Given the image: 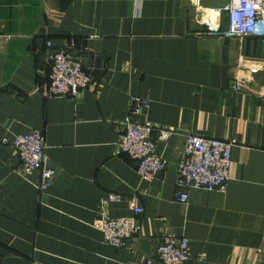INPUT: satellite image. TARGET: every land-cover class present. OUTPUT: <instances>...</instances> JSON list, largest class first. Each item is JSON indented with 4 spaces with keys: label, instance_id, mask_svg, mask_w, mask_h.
I'll list each match as a JSON object with an SVG mask.
<instances>
[{
    "label": "crops",
    "instance_id": "obj_1",
    "mask_svg": "<svg viewBox=\"0 0 264 264\" xmlns=\"http://www.w3.org/2000/svg\"><path fill=\"white\" fill-rule=\"evenodd\" d=\"M229 3L0 0V264H143L171 234L189 240L187 264H264V38L223 35ZM47 41L73 42L92 76L78 99L49 94ZM132 96L149 101L141 121L169 161L150 181L117 150ZM160 129L173 135L159 141ZM31 131L45 136V167L56 171L45 190L40 173L19 176L5 142ZM191 134L233 141V166L225 193L192 188L181 205ZM102 216L135 217L142 232L116 249L103 242Z\"/></svg>",
    "mask_w": 264,
    "mask_h": 264
},
{
    "label": "built area",
    "instance_id": "obj_2",
    "mask_svg": "<svg viewBox=\"0 0 264 264\" xmlns=\"http://www.w3.org/2000/svg\"><path fill=\"white\" fill-rule=\"evenodd\" d=\"M140 1V0H137ZM228 13V26L223 35L229 37L264 38V0H230L225 7ZM73 42L69 47H73ZM52 70L49 76L50 94L58 97L78 99L93 84L92 76L84 69L83 63L71 54L69 47L55 48L47 42ZM255 72L256 70L253 69ZM240 91V85L233 86ZM149 101L141 97H131L129 114L124 121V132L119 140L118 153H124L137 162L136 171L143 180H152L165 172L169 161L156 153L157 142L153 138V126L140 119ZM173 135V130H161L159 141ZM19 160L17 173L25 181H30L38 172L40 190L47 189L53 182L56 171L44 166L46 141L42 133L32 131L7 139ZM233 141L206 137L198 134L186 138L181 162L178 167L175 200L185 204L189 200V188H203L226 192L231 179L233 166ZM113 201L121 197L112 195ZM136 214L143 212L134 207ZM104 243L124 249L129 239L141 232V224L135 218L114 219L104 217L97 222ZM157 259L144 264H186L191 259L188 239L167 235L158 247Z\"/></svg>",
    "mask_w": 264,
    "mask_h": 264
},
{
    "label": "rangeland",
    "instance_id": "obj_3",
    "mask_svg": "<svg viewBox=\"0 0 264 264\" xmlns=\"http://www.w3.org/2000/svg\"><path fill=\"white\" fill-rule=\"evenodd\" d=\"M48 42V41H47ZM54 46V45H53ZM47 49H48V47H47ZM48 51H49V49H48ZM50 53V52H49ZM50 66H51V62H50ZM50 69L52 70V66L50 67ZM84 69H85V67H84ZM88 72V71H87ZM50 73H51V71H50ZM89 73V72H88ZM90 74V73H89ZM49 76H50V74H49ZM93 79V78H92ZM92 86V85H91ZM235 90V89H234ZM235 91H238V90H235ZM241 91V90H240ZM49 94H50V90H49ZM50 95H52V94H50ZM52 96H54V95H52ZM130 101H131V99H130ZM131 107V106H130ZM130 110V109H129ZM129 114V113H128ZM126 120V119H125ZM141 120V119H140ZM143 122V121H142ZM143 123H147V122H143ZM150 124V123H149ZM153 126V129L155 130V127H154V125H152ZM161 130H171V129H160V131ZM160 131H159V134H160ZM32 132V131H31ZM39 132V131H38ZM124 132V131H123ZM41 133V132H40ZM153 133H154V131H153ZM26 134H28V133H26ZM21 135H24V134H21ZM191 135H193V134H191ZM18 136V135H17ZM44 136V135H43ZM44 138H45V136H44ZM7 140V139H6ZM10 140H12V139H10ZM46 140V139H45ZM7 143V142H6ZM135 161V160H134ZM44 166H45V164H44ZM47 168V167H46ZM50 169V168H49ZM37 173H40V175H41V172L40 171H38ZM56 177V176H55ZM55 179V178H54ZM176 188H177V183H176ZM190 189H192V188H189L188 190H187V192L189 193V190ZM198 189H203V188H198ZM206 190V189H205ZM175 192H176V190H175ZM219 192H221V191H219ZM223 193H225V192H223ZM112 196V195H111ZM189 198H190V194H189ZM174 199H175V193H174ZM110 201H113L112 200V198L110 197ZM176 201V200H175ZM114 202H118V201H114ZM177 202V201H176ZM188 202H189V200H188ZM187 202V203H188ZM177 203H179V202H177ZM187 203H185V204H182V203H179V204H181V205H186ZM137 208H140V207H137ZM140 209H142V208H140ZM143 210V209H142ZM134 213H135V211H134ZM143 213H144V210H143V212L142 213H140V214H136L135 213V215L137 216V215H143ZM103 218V216L102 217H100L98 220H97V222L100 220V219H102ZM111 218V217H110ZM132 218V217H131ZM135 218V217H134ZM114 219H127V218H114ZM136 221H137V219H135ZM138 222V221H137ZM139 223V222H138ZM97 224V223H96ZM140 224V223H139ZM142 226V225H141ZM98 227V226H97ZM99 229V228H98ZM100 230V229H99ZM141 232H142V228H141ZM141 232H139L136 236H134V237H132L131 239H129V241H128V245H127V247L126 248H128L129 247V244H130V242L132 241V240H134L137 236H139L140 234H141ZM171 235H174V234H171ZM174 236H176V237H179V236H177V235H174ZM103 237V236H102ZM179 238H185V237H179ZM187 239V238H186ZM189 241V240H188ZM104 242V241H103ZM161 243H162V241H161ZM160 243V244H161ZM189 244H190V242H189ZM108 245V244H107ZM110 246V245H109ZM112 247V246H111ZM117 249V248H116ZM125 249V248H124ZM157 252H158V250H157ZM190 252H191V245H190ZM157 257L158 256H156V257H154V258H150V259H147V260H154V259H157ZM146 260V261H147ZM191 260V259H190ZM189 260V261H190ZM145 261V262H146ZM189 261L187 262V263H189ZM186 263V264H187ZM144 264V263H143Z\"/></svg>",
    "mask_w": 264,
    "mask_h": 264
}]
</instances>
